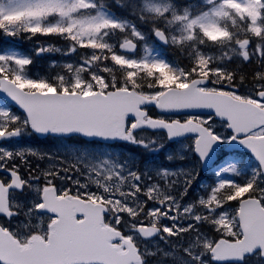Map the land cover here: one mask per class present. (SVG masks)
<instances>
[{
    "label": "snow or ice",
    "instance_id": "6c2138e0",
    "mask_svg": "<svg viewBox=\"0 0 264 264\" xmlns=\"http://www.w3.org/2000/svg\"><path fill=\"white\" fill-rule=\"evenodd\" d=\"M0 37L37 41L0 47V264H264V0H0Z\"/></svg>",
    "mask_w": 264,
    "mask_h": 264
},
{
    "label": "rangeland",
    "instance_id": "374dc122",
    "mask_svg": "<svg viewBox=\"0 0 264 264\" xmlns=\"http://www.w3.org/2000/svg\"><path fill=\"white\" fill-rule=\"evenodd\" d=\"M185 1H187L188 3H192V4H198L199 3V0H185ZM182 2V1H181ZM183 3V2H182ZM8 40V42H10V41H12V39L11 38H4V37H0V45H5V41H7ZM39 40H43V37H41ZM23 41H25V40H23ZM49 43H54V46H58V47H60V46H63V44H62V42H50V41H48ZM151 43V42H150ZM35 45H36V43H35ZM35 45H32V46H30V47H28L27 49H26V51H31V49L35 46ZM19 46H22V47H25L26 45L25 44H22V45H19ZM45 46H47V43L45 44ZM4 47V46H3ZM152 47H153V44H152ZM4 48H8V47H4ZM14 48V47H13ZM16 49V48H15ZM153 49H154V47H153ZM17 50H21L20 48L19 49H17ZM170 51H171V53L173 54L174 53V51L173 50H171L170 49ZM140 54L141 55H143L144 53H143V49L141 48V50H140ZM153 54H156V50H154V52H153ZM209 55H213V54H215L213 51H209V53H208ZM44 57H46V59H44V60H46L45 62L47 63V66L49 65V63H50V61H52V60H55V61H58V62H62V61H64V60H66V59H68V58H66V57H63L60 53H49V54H45V55H43ZM41 56H38V57H36V59L38 58H40ZM71 59H75V57H72ZM26 140H30L29 138H25ZM32 146V145H31ZM56 147H57V145H56ZM40 148H43V147H40ZM55 148V146H50V147H47V148H43V149H46V150H53ZM230 159H232V158H230ZM236 161H240V162H242V160H234L233 162H236ZM248 164H249V162H248Z\"/></svg>",
    "mask_w": 264,
    "mask_h": 264
},
{
    "label": "water",
    "instance_id": "95a60500",
    "mask_svg": "<svg viewBox=\"0 0 264 264\" xmlns=\"http://www.w3.org/2000/svg\"><path fill=\"white\" fill-rule=\"evenodd\" d=\"M3 99H5L3 96H1ZM6 100V99H5ZM201 113H206V112H201ZM228 149V148H227ZM232 149H236V150H241V151H245L248 152L246 149L241 148H237L235 145L232 146ZM229 150V149H228Z\"/></svg>",
    "mask_w": 264,
    "mask_h": 264
},
{
    "label": "flooded vegetation",
    "instance_id": "af4514ba",
    "mask_svg": "<svg viewBox=\"0 0 264 264\" xmlns=\"http://www.w3.org/2000/svg\"><path fill=\"white\" fill-rule=\"evenodd\" d=\"M203 177V176H202ZM204 178V177H203Z\"/></svg>",
    "mask_w": 264,
    "mask_h": 264
}]
</instances>
